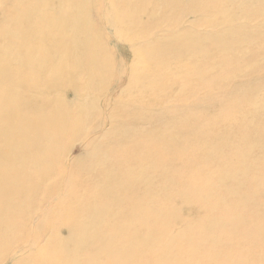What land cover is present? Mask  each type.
I'll use <instances>...</instances> for the list:
<instances>
[{
    "label": "rangeland",
    "instance_id": "rangeland-1",
    "mask_svg": "<svg viewBox=\"0 0 264 264\" xmlns=\"http://www.w3.org/2000/svg\"><path fill=\"white\" fill-rule=\"evenodd\" d=\"M226 2L227 0H222V3ZM3 4L5 8L2 7ZM155 4L158 8L153 7ZM175 5L176 2L171 3L169 0H147L144 3H141V0H0V110L3 111L0 113V123L4 128V135H7L0 138V147L10 146L9 143L18 146L21 135L15 134L14 129L28 131L31 128L30 134L33 135L29 137L31 151L35 148L37 151L40 150L38 145H41L45 154L49 151L53 155L56 153L57 157V152H62L59 154V161L56 160L55 163H32L24 177L0 173V198H3L0 199V215L6 213L12 221L9 226L12 233L6 231L5 225L0 223V251L5 245L11 244L12 252L19 257V261L13 262L9 259L11 253L1 251L0 264L35 262L59 264L62 259L58 257V252L74 247L70 239L74 235L70 234L68 229L75 219V214L91 211L95 207L93 205L100 206L94 211L104 212L102 214L104 217L99 219L96 225L89 227V234L98 236L103 231L104 235L110 236L112 242L118 243H123L124 237H128L131 242L133 236V250L135 248L138 250L136 241L149 239L150 234L154 232L159 235L158 244L141 251L146 256V262H142L141 259V264H158L154 256H162V253L165 255L164 248L167 242H171L170 245L173 247L167 254L175 259L172 264H261V262L264 264V245H255L257 240L261 241L264 232L258 234L255 229L253 231L256 233L251 230L256 223L264 224V196L257 192L244 202L226 191L228 187L236 185L242 191H239V195L246 193L248 188L253 190L250 187L253 185L251 181L256 178L258 172L252 171V164L256 166L257 163H261L264 151L249 153L246 152L247 147L231 146L234 139L232 141L230 139L233 135L241 137V124L235 123L232 115L229 127L224 120L229 116L227 106L231 97L233 75L259 76L254 82L264 89V57L256 60L255 67L252 62L246 65V61L251 57L244 56L251 53L250 50L255 47L260 50L264 35L258 34L253 37L248 51L243 47L227 52L214 50L211 42L203 41L204 49L209 52L206 56L199 52L190 55L188 53L190 50L182 52L183 55L178 52L162 56L157 53L160 44L158 41L163 45L168 42L167 36L181 28L189 29L193 36L203 35L200 31L212 33L219 29V26L206 22L207 18L213 17L207 15L204 10L205 4L202 3H199L196 9L195 6L194 9H187V16L183 17L180 26L172 23L171 20L178 18L179 10ZM130 14H133V20ZM30 21L32 22L29 23ZM159 33L166 37L162 39ZM155 35L159 39H155ZM259 53L263 55L262 50ZM35 57H38V62L32 68H28L29 59ZM231 59H236L239 64H232ZM220 61L224 62V67L219 65ZM87 65L92 66L91 72L83 71L79 74V70H84ZM242 70L244 74L241 73ZM140 74H144V77L140 78ZM242 82L245 81L237 83ZM15 91L20 92L17 94L19 97ZM104 94H108L106 108L103 107L101 100ZM234 94L237 95L236 92ZM36 96L43 98L39 100V97L34 98ZM254 97L260 98V95ZM23 98L29 100V103ZM44 98L48 100L45 102ZM61 98L62 101L59 100ZM97 98L101 100L100 107L105 109V113L109 112L108 115L113 116L114 122L133 126L132 134L126 136H133V141L120 139L119 128L113 130L109 127V116L107 115V118L96 105ZM85 102L94 105L87 115L81 110V105ZM42 107L43 112L38 111L40 110L38 108ZM51 115L56 117L55 121L66 116L70 126L64 129L53 126L50 123ZM74 121H80L78 127L77 124L72 126ZM231 126L236 127L232 130ZM83 127L87 128V131L89 129L87 132V136L89 135L87 141L90 140L91 143L89 150L94 149L92 147L96 144L101 151H94V164L90 163L93 158L84 152L88 143L86 138L85 140L79 138L81 136L79 133L84 132ZM105 132L106 135L103 137ZM46 133L57 136V142L52 144L53 147L45 149ZM220 133L233 134L227 140L215 142ZM164 135L171 136L174 142L171 144L170 138L166 139ZM37 136H42V140L36 141ZM156 139L158 140L154 141ZM176 143L179 145L178 148ZM113 144L116 149L108 151ZM210 147L214 148L212 157ZM104 149H107L108 153ZM245 153L248 157L243 158ZM190 158L194 160L191 161ZM237 161L240 162V167ZM106 162L109 164H105ZM121 162H125L124 165ZM17 165L13 164L14 167ZM242 166H249L246 168L249 170L244 175L236 176V171ZM225 167H228L229 173L235 177H228ZM221 171L225 174L221 175ZM194 178L196 179L193 180ZM25 180L35 184L25 185L21 189L14 184L24 183ZM93 181L95 183L92 184ZM194 181H197L196 184ZM207 181H210V184ZM119 193L124 197L119 198ZM197 196L201 199L200 203ZM228 198L235 203L231 204ZM83 203H86L85 206ZM212 205L217 209L212 210ZM255 207L260 212L262 208V212H257ZM248 212L252 215L249 216ZM253 212L260 214L256 213L255 216ZM176 215H179V218ZM199 216L206 217L203 218L205 224ZM260 216L263 218L261 222L258 221ZM147 218L153 221L152 226L142 222ZM171 221L174 222L170 223ZM182 227L186 229L183 230ZM201 234L205 241L200 238ZM95 238L91 242L96 241V244L90 243L84 247L85 250H82L85 254H80L78 262L65 264H87V261L105 263L109 258L106 250L97 249L103 240ZM187 238H197L202 243L190 249ZM20 239L30 241L31 248L14 251L17 246L21 247ZM54 240H57L56 244L52 245L55 243ZM252 242L254 244H251ZM87 248L89 250H86ZM148 255L151 257L148 258ZM130 262L125 257L124 264H131Z\"/></svg>",
    "mask_w": 264,
    "mask_h": 264
},
{
    "label": "bare ground",
    "instance_id": "bare-ground-1",
    "mask_svg": "<svg viewBox=\"0 0 264 264\" xmlns=\"http://www.w3.org/2000/svg\"><path fill=\"white\" fill-rule=\"evenodd\" d=\"M171 3H174V2H176V5H175V8L176 9H178L179 11H178V18H174L173 20H171V22L172 23H175L176 25H181L182 23H183V17L184 16H187V13L186 12H188L187 11V9L188 10H190V9H194V6H195V9L197 8V5H199V3H202V4H205V8H204V10H205V12L207 13V15H210V16H212L213 18L212 19H209V18H207L206 19V22L208 23V24H210V25H212V24H215V25H217V26H219V29H217V30H215V31H213L212 33H209V32H207V31H205V32H202V31H200L203 35H195V36H193L192 35V33H190V31H189V29H186V28H181V29H179L178 31H176V32H173L172 34H170L169 36H167L168 38H167V41L168 42H165V43H163V45H162V42H160V41H158V44H159V49L161 50V51H159V49H157V53H159V54H161L162 56H164V55H171V53H178V52H181V54L183 55V53L182 52H184V51H186V50H190V52H188L190 55H193V53L194 54H196V53H201L202 55H204V56H206L207 54H209V52H207L206 51V49H204V47H203V41H209V42H211V45H212V47H213V49L214 50H219V51H222V50H224L225 52H227V51H230V50H232L233 51V49L234 48H237V47H243L244 49L246 48V50L245 51H248L249 49H247V48H249L250 47V45H251V40L253 39V37H256L258 34H262V35H264V18L262 19L261 17L262 16H264V0H227V2L226 3H222V0H200V2H199V0H180L179 2L178 1H176V0H169ZM131 2V1H130ZM129 2V3H130ZM139 2V1H138ZM144 2H147V0H141V3H144ZM132 3V2H131ZM133 3H134V1H133ZM152 3V2H151ZM136 4V3H135ZM139 4V3H138ZM2 7H6L4 4H3V6ZM153 7H156V8H158V5L157 4H155V6H153ZM161 7V6H160ZM163 7V6H162ZM3 8V9H4ZM190 8V9H189ZM129 9H130V6H129ZM139 10V9H138ZM160 10V9H159ZM130 11V10H129ZM30 13V12H29ZM160 13V12H159ZM31 14V13H30ZM29 14V15H30ZM98 14V13H97ZM193 14H195V13H193ZM130 16V18L133 20V14H130L129 15ZM17 17V16H16ZM195 17V16H194ZM14 18H15V16H14ZM30 18H31V16H30ZM16 19V18H15ZM34 19V18H33ZM141 19V18H140ZM17 20V19H16ZM31 20V19H30ZM32 21H30L29 23H31ZM88 24V23H87ZM34 25V24H33ZM85 26V25H84ZM158 27V26H157ZM182 27H184V26H182ZM186 27V26H185ZM121 28V27H120ZM204 28V27H203ZM31 29H32V27H31ZM118 29V28H117ZM137 29H138V27H137ZM123 31V30H122ZM32 32V31H31ZM78 32V31H77ZM124 32V31H123ZM158 35H160V37L163 39V37H166V36H164V35H161L160 33L158 34ZM76 36V35H75ZM156 36V38L155 39H159L158 38V36L157 35H155ZM257 42V41H256ZM260 46H261V48H260V50L258 49V47H255L253 50H250L251 51V53H248V54H244V56H246V55H248V56H250L249 58V60L248 61H246L247 63H246V65L247 64H250L251 62H252V64L254 65L255 63H256V60H258V58H260L261 56H263L264 57V41H263V43L262 44H260ZM165 48V49H164ZM143 49V48H142ZM262 50V52H263V55L262 54H260L259 52ZM19 52V51H18ZM15 53V52H14ZM24 53V52H23ZM12 54V53H11ZM16 54H18L17 52H16ZM26 54V53H25ZM234 54H236V52H234ZM18 55H20V54H18ZM17 55V56H18ZM39 55H41V53H39ZM237 55V54H236ZM172 56H174V55H172ZM215 57V56H214ZM218 59V58H217ZM164 60V59H163ZM213 60V59H212ZM232 61V64H239L238 63V61L236 60V59H231ZM241 60V59H240ZM181 61V60H180ZM193 61V60H192ZM215 61V60H214ZM35 62V63H34ZM38 62V57H35L34 59H29V64H28V68H32L33 66H34V64H36ZM210 62H211V60H210ZM221 63L219 64V65H223V67H224V62L223 61H220ZM228 62H229V60H228ZM167 63V62H166ZM175 63V62H174ZM189 64L191 63V62H188ZM230 63V62H229ZM176 64H178V63H176ZM231 64V63H230ZM175 65V64H174ZM215 65V63L214 64H212V66H214ZM218 65V66H219ZM262 65V64H261ZM173 66V65H172ZM255 66V65H254ZM88 67V68H87ZM87 67H85V69L84 70H79V74L80 73H82L83 71H85V73H89V72H91V68H92V66L91 65H87ZM256 67V66H255ZM261 68L263 67V66H260ZM68 68V67H67ZM154 68V67H153ZM176 68V67H175ZM199 68H200V66H199ZM260 68V69H261ZM146 69V68H145ZM172 69H174V68H172ZM171 69V70H172ZM177 69V68H176ZM187 69V68H186ZM214 69H216V68H214ZM140 70V69H139ZM160 70H161V68H160ZM170 70V71H171ZM245 70V69H244ZM262 70V69H261ZM149 71V70H148ZM174 71V70H173ZM246 71V70H245ZM146 72V71H145ZM217 72V71H216ZM247 72V71H246ZM74 73H77V72H74ZM147 73V72H146ZM241 73L242 74H244V72H243V70L241 71ZM11 75H12V73H11ZM76 75V74H75ZM196 75V74H195ZM259 75H260V73H259ZM156 76V75H155ZM161 76V75H160ZM208 76V75H207ZM250 76V77H249ZM249 76H245V74L244 75H233V77H232V79H231V86H230V92H231V97H230V100H229V102H228V106H227V108L229 107V116L228 117H226L224 120H225V122L227 123V125H228V127H229V121L231 120V115H232V117L234 118L233 119V121L235 122V123H240L241 124V129H242V131H240V133H241V137H239V138H237V137H235L234 135H233V137H231V139H230V141H232L233 139H234V141L233 142H231V146H235V145H241L242 147H247V151L246 152H254V153H256L255 151H264V89L263 88H261V87H259V86H257L256 85V83L254 82V79H256V78H258L259 76H255V75H249ZM252 76V77H251ZM140 78H143L144 77V74H140V76H139ZM245 78V79H244ZM163 79H165V78H163ZM248 80V81H247ZM156 81V80H155ZM164 81V80H163ZM170 81V83H171V80H169ZM194 81V80H193ZM238 81H245V82H242V83H237ZM153 83V82H152ZM187 83V82H186ZM188 83H190V84H192V83H194V82H188ZM18 84H19V82H18ZM209 84V83H208ZM51 86V85H50ZM85 86V85H84ZM91 86V85H90ZM87 87V86H86ZM86 87L84 88L85 90H86V92H87V89H86ZM20 90L22 89V88H19ZM25 88H23L22 90H24ZM19 90V91H20ZM170 90V89H169ZM90 91V90H89ZM16 92V91H15ZM23 92V91H22ZM39 91H37V93H38ZM43 92V91H42ZM91 92V91H90ZM106 92H108V89H107V91ZM234 92H236L237 93V95L235 96V94H234ZM20 93V92H19ZM18 92H16V95L17 94H19ZM33 93V92H32ZM40 93V92H39ZM93 93V92H92ZM168 93V92H167ZM44 94V93H43ZM46 94H47V92H46ZM50 94V93H49ZM48 94V95H49ZM87 95H88V93H86ZM166 94V93H165ZM260 95V98H255L254 96H257V95ZM15 95V96H16ZM22 95H24V94H22ZM21 94H20V96H22ZM45 95V94H44ZM89 95H91V93L89 94ZM94 95V94H93ZM92 95V96H93ZM107 95L108 94H104V98H101V100H102V103H103V107L104 108H106L107 106H108V99L106 98L107 97ZM18 96V95H17ZM17 96H16V98H17ZM40 97H41V95H39ZM39 96H36V97H34V98H36L37 99V97H39ZM81 96V95H80ZM164 96H166V95H164ZM3 97H6V95H3ZM19 97V96H18ZM39 97V98H40ZM45 97H47V95H45ZM60 97V96H59ZM83 97V96H82ZM103 97V96H102ZM21 98V97H20ZM29 98H31L30 96H29ZM43 98V97H42ZM42 98H40L39 100H41ZM50 98H51V96H50ZM90 98L91 97H89V100H90ZM168 98V97H167ZM24 99V98H23ZM45 99V98H44ZM47 99V98H46ZM46 99L44 100L45 102H46ZM22 100V99H21ZM25 100H27L26 98L24 99V101ZM48 100V99H47ZM59 100H61L62 101V98L61 99H59ZM59 100H57V102L59 101ZM101 100L99 99V98H97V100H96V105L99 107V109L103 112V113H105V109H103V107L101 108L100 107V104H101ZM162 100V99H161ZM28 101V103H29V100H27ZM27 101H26V103H27ZM56 102V103H57ZM51 103V102H50ZM40 105V104H39ZM127 105V104H126ZM231 105V106H230ZM82 106V112H84L85 113V115H87V112H90L91 110H92V107L94 106L92 103H90V104H86V102H85V104H82L81 105ZM128 106V105H127ZM233 106H234V110H233ZM238 106V107H237ZM43 107H44V105H43ZM43 107L42 108H38V109H40V110H38V111H40V112H43ZM237 107V108H236ZM45 108V107H44ZM158 108V107H157ZM27 110V109H26ZM1 112H3V111H1L0 110V113ZM32 112H36V111H32ZM38 113V112H37ZM64 113H66L65 111H64ZM108 113L109 112H107V113H105L106 114V116L108 115ZM41 114V113H40ZM89 114V113H88ZM190 114V113H189ZM202 114V113H201ZM1 115V114H0ZM94 115V114H93ZM109 116V120H110V124H109V127L112 129L113 128V130H115L116 129V127H118L119 128V130H118V132H120V135H121V138L120 139H127V140H130V141H133V136L132 137H126V136H128L130 133L132 134V132H133V126L130 124H128V123H126V124H119V123H116V122H114L113 121V116L112 115H108ZM108 116H107V118H108ZM90 117V116H89ZM95 117H96V115H95ZM102 117V116H101ZM55 116H53V115H51V117H50V123L53 125V126H57V127H59L60 126V128L61 127H63V129L65 128V127H67L69 124L67 123L68 122V119H67V117L65 116V117H63V118H60V120H57V121H55ZM100 118V117H99ZM152 118V117H151ZM191 118V117H190ZM82 119V118H81ZM91 119H92V117H91ZM97 120V119H96ZM194 120V119H193ZM192 120V121H193ZM70 121V120H69ZM86 121H87V119H86ZM89 122V121H88ZM92 123H94L93 121H91ZM97 122V121H96ZM195 122V121H194ZM71 123V122H70ZM84 123V122H83ZM100 123V122H99ZM131 123V122H130ZM76 124H77V127L79 126V124H80V121H74L73 123H72V126H76ZM88 125H89V123H88ZM91 125V124H90ZM96 125V124H95ZM99 125V124H98ZM151 125V124H150ZM36 127L38 126V125H35ZM70 126V125H69ZM87 126V125H86ZM155 126V125H154ZM153 126V127H154ZM157 126V125H156ZM240 126V125H239ZM238 126V127H239ZM15 127V126H14ZM92 127V126H91ZM90 127V128H91ZM149 127V126H148ZM234 127H236V126H231V128H232V130L234 129ZM100 128V127H99ZM156 128H158V126L156 127ZM106 129V128H105ZM108 129V128H107ZM121 129V130H120ZM159 129L161 130V128L159 127ZM171 129V128H170ZM30 130H31V128H29V130L27 131V130H23V129H19V128H16V129H14V133L15 134H17V133H19L20 135H21V142H19V145L17 146V145H15L14 143H9L10 144V146H7V147H0V173H2L1 175H4V174H8V175H10V174H15V175H17V176H19V177H21V176H26V174L28 173V167H29V165H31L32 163H34V164H43V163H45V164H47V163H55V162H57L56 160H58L59 161V154H61L62 152H57V154H58V156L56 157L55 155H56V153H55V155H53V153L52 152H47L48 154H45V152L42 150L43 149V147L41 146V145H38L39 147H40V150H38L37 151V148H35L33 151H31L30 150V139H29V137L30 136H33L32 134H30ZM83 130H84V132L83 133H79V134H81V136L79 137V138H81V140H85V138H86V141L89 139L88 138V136H87V132L89 131V129H88V131H87V128H84L83 127ZM109 130V129H108ZM165 130V129H164ZM230 130V129H229ZM231 131V130H230ZM236 132H239V131H237L236 130ZM4 133H5V131H4V128H3V126H2V124L0 123V138H2V137H4L5 135H4ZM154 133V132H153ZM182 133H185V132H183L182 131ZM78 134V135H79ZM95 134H97V133H95ZM172 134V133H171ZM170 134V135H171ZM221 134V133H220ZM218 135L217 136V139H216V141L215 142H218V141H220V140H227V139H229L230 138V136H231V134H233V133H231V134H229V133H226V134H221V135ZM106 135V132L104 133V135H103V137ZM7 136V135H6ZM101 136V135H100ZM165 136V135H164ZM164 136H163V138H164ZM182 136V135H181ZM237 136V135H236ZM45 137H47V139L45 140V145H46V147H45V149L47 148V147H53L52 146V144L53 143H56L57 141H56V137L57 136H55L53 133H46V135H45ZM125 137V138H124ZM151 137V136H150ZM165 137H167V135L165 136ZM169 138H170V141H171V144H172V142H174V141H172L173 139L171 138V136H168ZM168 137L166 138V139H168ZM177 137L179 138V135L177 134ZM182 137H184V136H182ZM36 138V141H41L42 140V136H37V137H35ZM162 138V139H163ZM181 138V137H180ZM34 139V138H33ZM172 139V140H171ZM248 139V140H247ZM250 139V140H249ZM152 140V139H151ZM158 139H156V140H154V141H157ZM190 140V139H189ZM90 141V140H89ZM89 141H87L88 143H87V145H85V150H84V152L87 154V155H89L91 158H93L92 160H91V164H94V151H100L99 149V146H97L96 144H95V146H93L92 148H94V149H90L89 150V144H91ZM116 141V140H115ZM123 141V140H122ZM148 141V140H147ZM165 141V140H164ZM164 141H163V143H164ZM168 140H166V142H167ZM179 141V140H178ZM101 142V141H100ZM111 142V141H110ZM120 142V141H119ZM175 142H177V138H176V140H175ZM180 142H181V140H180ZM184 142H185V140H184ZM199 142V141H198ZM263 142V143H262ZM121 144H122V142H120ZM124 143V142H123ZM188 143V142H187ZM112 144V143H111ZM168 144H170L169 142H168ZM167 144V145H168ZM170 144V145H171ZM175 144V143H174ZM177 144V143H176ZM181 144V143H180ZM182 144H183V142H182ZM164 145H165V143H164ZM198 145V144H197ZM37 146V147H38ZM107 146H109V144L107 145ZM166 146V145H165ZM173 146V145H172ZM175 146V145H174ZM181 146V145H180ZM106 147V146H105ZM167 147H169V146H167ZM176 147L178 148L179 147V145L177 144L176 145ZM207 147V146H206ZM107 148V147H106ZM217 148V147H216ZM236 148V147H235ZM114 149H116V147H115V145L113 144V146L112 147H109L108 148V151H113ZM213 149L214 148H212V147H210V151H211V154H210V157H212L213 156V153L214 152H212L213 151ZM227 149V148H226ZM237 149V148H236ZM240 149V148H239ZM238 149V150H239ZM104 150H106L107 151V149H104ZM129 150V149H128ZM172 150V149H171ZM171 150H169V151H171ZM219 150V149H218ZM225 150V149H224ZM108 151H107V153H108ZM118 151V150H117ZM217 151V150H216ZM221 151H223L222 149H221ZM101 152V151H100ZM231 152H233V151H231ZM105 153V152H104ZM110 153V152H109ZM112 153V152H111ZM115 153V152H114ZM127 153H128V151H127ZM222 153V152H221ZM241 154V153H240ZM248 154V153H247ZM169 155V154H168ZM175 155V154H174ZM229 155H230V153H229ZM234 155H235V153H234ZM253 155H255V154H253ZM253 155L251 156V157H253ZM262 155V154H261ZM151 156V155H150ZM149 156V157H150ZM219 156V155H218ZM241 156V155H240ZM239 156V157H240ZM243 156V155H242ZM236 157V156H235ZM244 157H248V156H246V153H245V155L243 156V158ZM153 158V157H152ZM152 158H150V159H152ZM174 158V157H173ZM176 158V157H175ZM254 158V157H253ZM252 158V159H253ZM169 159V158H168ZM224 159H226V158H224ZM247 158H245V160H246ZM261 158H259V160H260ZM181 160V159H180ZM189 160H194L193 158H190ZM233 160H234V158H233ZM237 160V159H236ZM239 160H241V157H240V159ZM245 160H243L242 159V161H245ZM250 160V159H249ZM147 161V160H146ZM182 161V160H181ZM229 161V160H228ZM227 161V162H228ZM232 161V160H231ZM150 162V161H149ZM178 162V161H177ZM176 162V163H177ZM180 162V161H179ZM15 163H17L18 165L16 166V167H14L13 166V164H15ZM125 163V162H124ZM124 163H122L121 162V164H123L124 165ZM147 163H148V161H147ZM173 163H175L174 161H173ZM172 163V164H173ZM220 163V162H219ZM235 163V161L233 162V164ZM240 163V162H239ZM238 163V161H237V165L239 164ZM246 163H248L247 161H246ZM105 164H107V162L105 163ZM108 164H109V162H108ZM107 164V165H108ZM231 164V163H230ZM229 164V165H230ZM243 164V163H242ZM101 165V164H100ZM112 165H113V163H112ZM111 165V166H112ZM114 165H117V164H114ZM154 165V164H153ZM153 165H151V166H153ZM169 165H170V163H169ZM240 165L241 164H239V167H240ZM245 165V164H244ZM253 165V169H252V171L254 170V172H255V170L258 172V175L256 176V178L255 179H252V183H253V185L251 186L250 184V187H252L253 188V190L251 191V189H249L248 188V190H247V192L246 193H241L240 195H239V186L238 185H236V187H228L227 189H226V191H227V193L228 194H230V195H233V196H237V197H239V198H241V200H243L244 202L246 201V200H248L249 198H251L253 195L252 194H256L257 192L258 193H262L261 195H263L264 196V186H263V178H264V159L261 161V163L259 162V163H257L256 164V166H254V163L252 164ZM251 165V166H252ZM106 166V165H105ZM118 166V165H117ZM137 166V165H136ZM182 166V165H181ZM119 167V166H118ZM118 167H116V168H118ZM126 167V166H125ZM124 167V168H125ZM169 167V166H168ZM234 167H236V165L234 166ZM238 167V166H237ZM239 167H238V169H239ZM247 167H249V166H242V168L240 169V170H238V171H236V176H238L239 174H242V175H244L246 172H247V170H249V169H246ZM110 168V167H109ZM113 168V167H112ZM128 168V167H127ZM130 168V167H129ZM133 168V167H132ZM170 168H171V166H170ZM175 168V167H174ZM226 168V171L225 170H223V168H221L222 169V171H225V172H227V176L228 177H232V176H234L235 177V175H231L230 173H229V169H228V167H225ZM256 168V169H255ZM108 169V168H107ZM123 169V168H122ZM172 169V168H171ZM220 169V170H221ZM231 169V168H230ZM28 170V171H27ZM116 170V169H115ZM168 170H170V169H168ZM207 170H209V169H207ZM113 171V170H112ZM117 171V170H116ZM115 171V172H116ZM122 171V170H121ZM180 171V170H179ZM221 171V175H224L225 174V172H222ZM110 172H111V169H110ZM240 172V173H239ZM141 174H142V172H141ZM210 174V173H209ZM184 175V174H183ZM200 175V174H199ZM211 175V174H210ZM143 176V175H142ZM172 176V175H171ZM174 176H175V174H174ZM173 176V177H174ZM189 176V175H188ZM192 176V175H191ZM241 176V175H240ZM130 177V176H129ZM181 177V176H180ZM233 177V178H234ZM246 177H247V175H246ZM249 177V176H248ZM108 178V177H107ZM201 178V177H200ZM172 179H174V178H172ZM178 179V178H177ZM196 178H194L193 180H195ZM217 179V178H216ZM218 179H220V178H218ZM222 179V178H221ZM106 180H108V179H106ZM117 180V179H116ZM115 180V181H116ZM175 180H176V178H175ZM247 180H248V178H247ZM246 180V181H247ZM102 181V180H101ZM177 181V180H176ZM200 181H201V179H200ZM240 181V180H239ZM173 182V181H172ZM195 182V181H194ZM197 182V181H196ZM196 182L194 183V184H196ZM93 183H95L94 181L92 182V184ZM98 183H100L99 181H98ZM105 183V182H104ZM174 183V182H173ZM177 183V182H176ZM207 183L208 184H210V181H207ZM246 183V186H247V182H245ZM15 184V186L16 187H18V189H21V188H23V187H25V185L26 186H29V181L28 180H25V182L23 183V182H17V183H14ZM35 184V182H32L30 185L32 186V185H34ZM175 184V183H174ZM186 184V183H185ZM192 184V183H191ZM229 184V183H228ZM227 184V185H228ZM233 184V183H232ZM241 184H242V182H241ZM104 185V184H103ZM110 185V184H109ZM176 185H178V184H176ZM245 185V184H244ZM93 186V185H92ZM135 186H136V184H135ZM134 185H133V187H135ZM172 186V185H171ZM182 186V185H181ZM206 186H207V184H206ZM231 186V185H230ZM11 187V186H10ZM90 187V186H89ZM195 187V186H194ZM93 188V187H92ZM106 188V187H105ZM148 188V187H147ZM150 189H151V187H149ZM156 188V187H155ZM175 188H178V187H175ZM243 188V187H242ZM241 188V189H242ZM94 189H95V186H94ZM102 189V188H101ZM104 189V188H103ZM159 189V188H158ZM170 189V188H169ZM127 190V189H126ZM153 190V189H152ZM173 190V189H172ZM109 191H110V189H109ZM136 191V190H135ZM135 191H134V193H135ZM175 191V190H174ZM244 191V190H243ZM180 192V191H179ZM240 192H242V191H240ZM112 193V192H111ZM130 193H132L131 191H130ZM138 193V191L136 192V194ZM220 193H221V191H220ZM120 194H122V193H119V198L120 197H124L123 195L122 196H120ZM129 194V193H128ZM136 194H134V195H136ZM101 195V194H100ZM99 195V196H100ZM3 197H6L7 195H2ZM137 196V195H136ZM139 196H141V194L139 195ZM138 196V197H139ZM185 197H186V195H184ZM225 196V195H224ZM101 197V196H100ZM108 197V196H107ZM110 197V196H109ZM127 197V196H126ZM194 197V196H193ZM198 197V196H197ZM205 197V196H204ZM230 198V197H229ZM228 198V199H229ZM234 198V197H233ZM0 199H3V198H0ZM107 199H109V198H107ZM195 199V198H194ZM193 199V200H194ZM198 199H199V197H198ZM197 199V200H198ZM216 199L218 200V194H216ZM185 200V199H184ZM201 199H199L198 201H199V203L201 202L200 201ZM41 201V200H40ZM106 201V200H105ZM107 201H109V200H107ZM228 201H231L230 203L231 204H234V203H232V200H228ZM102 202V201H101ZM41 204H42V201H41ZM40 204V205H41ZM73 204V203H72ZM84 204V206H85V204L86 203H83ZM89 204V203H88ZM96 204V203H95ZM99 204V203H98ZM103 204V203H102ZM182 204V203H181ZM249 204L251 205V203L249 202ZM105 205V204H104ZM188 205V204H187ZM186 205V206H187ZM200 205V204H199ZM202 205H203V203H202ZM225 205V204H224ZM256 205V204H255ZM254 205V206H255ZM76 206V205H75ZM93 206H95L93 209H91V211H83V212H81L79 215H77V214H75V219H73V221H72V223H71V226H69V228L70 229H68V231H69V233L70 234H72V235H74L73 236V238H70L71 239V241H72V244H73V248L72 249H66V250H64L63 249V251H61V252H58V257H61V262L59 263V264H65V263H73V262H75V261H77L78 262V259L81 257V255L80 254H82L83 253V250H85V248L84 247H86L88 244H90V243H92L91 242V240H93V239H96L95 237H98V239H102L103 240V243H101L100 244V247H97V249H99V251H103V250H106V255H107V257H109L108 258V260L107 261H105V263H101V264H124L125 263V257L129 260V261H131L130 263L131 264H141V259H142V262H146L145 260H146V256H144L142 253H141V251L143 250L144 251V249H150V248H152L155 244H158L159 242H160V239H159V235L157 234V233H151L149 236H150V238L149 239H143V240H140V241H136V246L138 247V250L135 248V250H133V236H132V241L130 242L129 241V239H128V237H124V239H123V243H118V242H112L111 241V238H110V236L109 235H104V232L102 231V233H101V231H100V233L101 234H99L98 236H96V235H92V234H89L88 232H89V227L91 226V225H96L97 224V222H99L100 220L99 219H101V218H103L104 216L102 215V214H104V212H100V213H98V211H94V210H96L97 208H99L100 206H96V205H93ZM185 206V205H184ZM201 206V205H200ZM246 206V205H245ZM259 206V205H258ZM257 206V207H258ZM40 207V206H39ZM38 207V208H39ZM77 207V206H76ZM78 207H79V205H78ZM123 207H124V205H123ZM123 207H122V209H123ZM178 206H176V208H177ZM253 207V206H252ZM260 207H262V206H260ZM264 207V206H263ZM73 208H74V206H73ZM90 208V207H89ZM88 208V209H89ZM118 208H120V206L118 207ZM174 208V207H173ZM179 208V207H178ZM247 208H248V205H247ZM246 208V209H247ZM259 208V207H258ZM82 209H84V208H82ZM125 209V208H124ZM217 208L214 206V205H212V210H216ZM231 209H232V206H231ZM252 209H254V207L252 208ZM255 209H256V211L258 212L259 211V209H257L256 207H255ZM264 209V208H263ZM262 208H261V212H262V210H263ZM39 210H41V209H39ZM174 210H176L175 208H174ZM227 210V209H226ZM234 210H235V207H234ZM248 210V209H247ZM73 211V210H72ZM124 211H128V210H124ZM198 211V210H197ZM250 211V210H249ZM76 212H79V211H76ZM174 212H176V211H174ZM178 212H179V209H178ZM257 212H253V215L255 214V216L257 215V214H260V213H257ZM257 213V214H256ZM39 214V213H38ZM177 214H179V213H177ZM247 214V213H246ZM245 214V215H246ZM264 214V213H263ZM95 215V216H94ZM171 215H174V214H172L171 213ZM207 215V217H208V214H206ZM248 215L250 216V215H252L251 213H249L248 212ZM90 216H92V217H90ZM179 215H176V217H178ZM201 216V215H200ZM200 216H199V218H200ZM203 216H205V215H203ZM201 217L200 219H202V221H203V218H205L206 219V217ZM239 216H241L240 214H239ZM261 217V216H260ZM40 218V217H39ZM38 218V219H39ZM53 218V217H52ZM171 219H173L172 217H170ZM179 218V217H178ZM177 218V219H178ZM247 218H248V216H247ZM250 218V217H249ZM118 219V218H117ZM180 219H182V218H180ZM198 219V218H197ZM252 219V218H251ZM263 218L261 217L259 220L258 219H256V220H258V221H260V220H262ZM53 220V219H52ZM96 220H98V221H96ZM241 220V219H240ZM245 220V219H244ZM244 220H243V222H244ZM156 221V220H155ZM175 221V220H174ZM173 221V222H174ZM142 222H145V223H148V224H151L153 221L151 220V219H149V218H147V219H145V220H142ZM160 222V221H159ZM159 222H157V223H159ZM172 221L170 222V223H173ZM179 222H180V220H179ZM181 222L182 223H184L182 220H181ZM204 222V221H203ZM216 222V221H215ZM257 222V221H256ZM261 222V221H260ZM0 223L1 224H3V225H5V229H6V231H9L10 233H12V231H11V229L9 228V226L12 224V221H11V218H10V216H7V214L6 213H3V215L1 216L0 215ZM186 224H187V222H185ZM184 223V224H185ZM250 223V222H249ZM117 224H119V222L117 223ZM181 224V223H180ZM191 224V223H190ZM189 224V225H190ZM204 224H205V222H204ZM231 224H233V222L232 223H230V225ZM116 225V224H115ZM153 224H151L150 226H152ZM117 227V226H116ZM122 227V226H121ZM184 227V226H183ZM181 228V229H186V228ZM249 227V226H248ZM254 228H250L252 231H253V229H255L256 231H258V234H259V232H264V224L262 225L261 223H256L254 226H253ZM164 228V227H163ZM187 228H188V225H187ZM191 228V227H190ZM189 228V229H190ZM115 229V228H114ZM188 229V230H189ZM233 229H234V227H233ZM109 231V230H108ZM108 231H106V233L108 232ZM209 231V230H208ZM256 231H253V232H255L256 233ZM110 232V231H109ZM139 232V231H138ZM137 232V233H138ZM184 232V231H183ZM7 233V232H6ZM75 233H77V235L75 236ZM141 234V233H140ZM12 235V234H11ZM9 235L10 237H12V236H14V235ZM72 235L70 236V237H72ZM144 235V234H143ZM142 235V236H143ZM263 235V234H262ZM6 236V235H5ZM139 236H141V235H139ZM148 236V237H149ZM185 236V235H184ZM201 237L200 238H202V240H204V237L202 236V234L200 235ZM258 236V235H257ZM260 236H261V234H260ZM263 238H264V236H262ZM261 238V237H260ZM263 238L261 239V241H263V242H261V241H259L258 242V240H257V242L255 243V245L256 246H262V245H264V240H263ZM69 239V240H70ZM119 239V238H118ZM117 239V240H118ZM21 241V247L20 248H18V246H17V248H15L14 249V251H24V250H26V249H29V248H31L30 246H31V242L30 241H23V239H20ZM33 239H31V241H32ZM66 240V239H65ZM187 240H188V245H189V248L190 249H194V248H196V247H198L202 242H201V240L200 239H197V238H193V239H191V238H187ZM55 241V240H54ZM57 241V240H56ZM56 241H55V243H52V245H54V244H56ZM59 241V240H58ZM62 241V240H61ZM61 241H60V243H61ZM205 241V240H204ZM213 241V240H212ZM16 242V245H18V242H17V240L15 241ZM53 242V241H52ZM66 242H68V241H66ZM247 242H248V240H247ZM246 242V243H247ZM69 243V242H68ZM213 243H214V241H213ZM92 244H96V241L94 242V243H92ZM110 244V245H109ZM171 244V242L169 243V242H167L166 244H165V255L163 256V253H162V256H154V258H155V262L156 263H158V264H172L174 261H175V259L173 258V257H171L170 255H167L169 252H171V250L173 249V247H172V245H170ZM248 244V243H247ZM250 244V243H249ZM251 244H254V242H252ZM11 244H9L8 246L7 245H5L4 247H2L1 248V251L3 252V251H6V253L7 252H9V253H11V254H9L10 255V258L9 259H11L13 262H15V261H19V257L16 255V253H14V252H12V249H11V246H10ZM13 245V244H12ZM64 246V245H63ZM253 246V245H252ZM61 247V246H60ZM66 247V246H65ZM110 247V248H109ZM218 247V246H217ZM247 247H248V245H247ZM254 247V246H253ZM33 248V247H32ZM52 248V247H51ZM68 248V247H67ZM89 248V247H88ZM86 249V250H89V249ZM109 248V253L107 252V249ZM221 248V247H220ZM53 249V248H52ZM57 249V248H56ZM83 249V250H82ZM110 249L112 250V253L110 254ZM124 249H127L126 251H124ZM215 249V248H214ZM223 249V248H222ZM239 249V248H238ZM246 249V248H245ZM255 249V248H254ZM260 249H262L261 247H260ZM93 250V249H92ZM170 250V251H169ZM200 250V249H199ZM256 250H257V248H256ZM259 250V249H258ZM257 250V251H258ZM0 251V252H1ZM28 251V250H27ZM46 251V250H45ZM217 251V250H216ZM215 251V252H216ZM252 251H253V249H252ZM252 251H250V252H252ZM1 252V253H2ZM29 252V251H28ZM87 252H89V251H87ZM221 252V251H220ZM261 252V251H260ZM91 253V252H90ZM93 253V252H92ZM144 253V252H143ZM232 253H235V252H232ZM245 253V252H244ZM255 253V252H254ZM257 253V252H256ZM255 253V254H256ZM8 254V253H7ZM83 254H85V251H84V253ZM263 254H264V252H263ZM223 255H225L224 253H223ZM261 255V254H260ZM8 256V255H7ZM6 256V257H7ZM20 256V255H19ZM227 256H228V254H227ZM226 256V257H227ZM264 256V255H263ZM3 257H4V255H3ZM9 257V256H8ZM149 257H151L150 255H148V258ZM260 257V256H259ZM100 258V257H99ZM263 258V257H262ZM203 259V258H202ZM218 259V258H217ZM256 259V258H255ZM264 259V258H263ZM7 259H5V261H6ZM25 260V259H24ZM99 260H101V259H99ZM212 260H213V258H212ZM253 260H254V258H253ZM259 260V259H258ZM258 260H257V262H258ZM261 260V259H260ZM2 261H4V259L2 260ZM36 261V260H35ZM38 262H39V259L37 260ZM103 261V260H102ZM218 261H219V259H218ZM233 261V260H232ZM264 261V260H263ZM92 261H87V264H97L96 262H92ZM255 262H256V260H255ZM256 262V263H257ZM37 262H35V264H36ZM259 263V262H258ZM5 264V263H4ZM56 264V263H55ZM175 264V263H174ZM261 264H262V262H261Z\"/></svg>",
    "mask_w": 264,
    "mask_h": 264
}]
</instances>
